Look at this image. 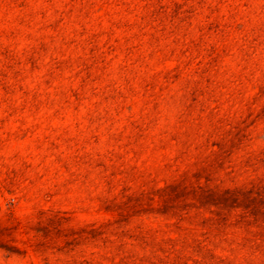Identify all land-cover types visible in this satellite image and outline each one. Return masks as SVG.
Wrapping results in <instances>:
<instances>
[{"label": "rangeland", "instance_id": "rangeland-1", "mask_svg": "<svg viewBox=\"0 0 264 264\" xmlns=\"http://www.w3.org/2000/svg\"><path fill=\"white\" fill-rule=\"evenodd\" d=\"M0 264H264V0H0Z\"/></svg>", "mask_w": 264, "mask_h": 264}]
</instances>
